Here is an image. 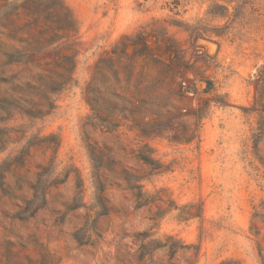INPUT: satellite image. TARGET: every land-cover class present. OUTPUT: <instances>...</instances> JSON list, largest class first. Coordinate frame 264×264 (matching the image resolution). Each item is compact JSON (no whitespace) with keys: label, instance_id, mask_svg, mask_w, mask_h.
I'll return each mask as SVG.
<instances>
[{"label":"rangeland","instance_id":"374dc122","mask_svg":"<svg viewBox=\"0 0 264 264\" xmlns=\"http://www.w3.org/2000/svg\"><path fill=\"white\" fill-rule=\"evenodd\" d=\"M25 2L0 0V162L27 151L0 264H264V0H62L50 46ZM130 177L162 202L135 209ZM80 199L108 210L84 245Z\"/></svg>","mask_w":264,"mask_h":264},{"label":"trees","instance_id":"16d2710c","mask_svg":"<svg viewBox=\"0 0 264 264\" xmlns=\"http://www.w3.org/2000/svg\"><path fill=\"white\" fill-rule=\"evenodd\" d=\"M25 9L29 12L31 17L34 19V23L38 24L42 22L43 24H49L46 31H41L40 34L43 36V34L51 33V38L48 40V46L52 45L53 43H56L62 39L69 38L70 33L77 30V24L76 20L74 19L71 11L69 8H67L62 0H26ZM73 58V57H72ZM75 66H72V68L69 70V75H72L73 70ZM261 85L264 84L263 81L260 82ZM262 87V86H261ZM3 135H0V141L2 143V146L0 147V154L6 151L5 145L3 147L4 140L2 139ZM8 141V140H7ZM20 154L18 157L13 158H7L0 162V189H3L4 186V177L3 175L8 172L9 168L11 166H22L23 161L22 157L27 156V151L23 150L20 151ZM145 164H150L152 161L150 158H142L141 159ZM46 171L43 172V176H45ZM41 176V175H39ZM139 180L134 177L129 178V182L126 180L127 183V189L131 192H133V199L135 203V209H139L142 207L147 206L150 203L159 201L162 202L160 198L153 199L149 197L146 193L142 191V186L137 184ZM40 183L37 182V184L34 186V201L36 204L35 210H39L42 208L43 204L46 203L45 195H43V189L39 188ZM78 187L81 189L83 187V180L80 176H78ZM81 191L78 193L81 195ZM79 204L73 205L69 207V211L77 210L80 208H83L87 210L88 212H92L93 209H98V212H95L96 217L92 219V216L90 213H88L87 217V223L86 225L80 229L79 231L75 232L74 239L79 243V245H84L88 241H90L91 236H87L88 232H92L96 229V224L98 222V219L102 216H106L108 214V210L106 209L105 205L101 202L100 199L97 200V204L91 205L87 207L83 201L80 199L78 200ZM82 236H80V235ZM84 235V236H83ZM84 237V238H83ZM86 237V238H85ZM85 239H88L85 241ZM145 239V238H144ZM172 239V238H169ZM152 246V250L165 248L166 245L161 243L160 241H154L151 242V244H143V247L145 250L146 248ZM170 251V256H173L176 252L183 249L181 246H172L168 248ZM221 264H237L234 261H226L222 262Z\"/></svg>","mask_w":264,"mask_h":264}]
</instances>
